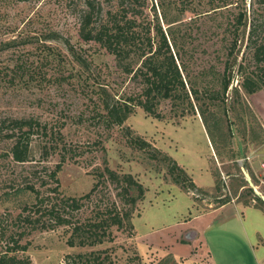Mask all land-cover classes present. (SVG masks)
I'll use <instances>...</instances> for the list:
<instances>
[{"label":"rangeland","instance_id":"1","mask_svg":"<svg viewBox=\"0 0 264 264\" xmlns=\"http://www.w3.org/2000/svg\"><path fill=\"white\" fill-rule=\"evenodd\" d=\"M231 1L226 8L206 13L200 6L184 8L182 0H147L141 19L151 22L155 8L169 39L174 37L183 53L196 50L194 62L186 60L191 69L196 72L205 68L206 74L212 71L204 80L214 82L218 89L235 38L238 0ZM100 2L104 10L113 6V0ZM202 2L205 7V0ZM160 3L163 8H159ZM256 3L244 0L241 7L246 18L229 58L232 80L221 97L224 103L206 110L207 99L202 97L199 103L193 101V113L179 117L163 102L159 108L161 119L137 107L123 125L108 127L100 89L107 88L108 94L118 100L140 88L117 70L113 58L103 49L79 38L81 1L0 0V120L33 118L48 129V136L38 133L29 137V159L24 163L10 156V141L0 140V232L5 231L6 236L24 235L20 244L27 245V250L19 252L18 257L27 256L32 264H65L67 256L74 259L90 253L108 257L106 264H185L188 260L191 264H213L214 258L218 264H231L229 244L217 240L227 236L222 231L205 234L213 255H207L206 245L195 240L191 256L174 261L175 244L186 243L183 235L187 229L178 233L173 227L228 198L237 197L242 204L251 202L264 213L260 198H264V161L257 156L258 150H264V88L246 94L240 84L241 77L248 75L247 66L243 65L241 74L238 72L246 55L252 20L264 22V10H258ZM201 80H197L198 85H202ZM206 128L213 137V146ZM51 133L61 138L48 148ZM130 135L142 139L147 144L145 150L132 147ZM153 150L184 170L187 178L182 185L175 184L168 175L167 162L153 158ZM57 164L61 165L56 175L59 186L50 177ZM105 168L119 176L131 175L144 188L142 200L130 206L121 184L104 174ZM245 173L261 202L252 201V195L239 197L245 194L240 188ZM95 184L93 194L84 198ZM39 199L44 202L36 208ZM67 199H78L80 207L66 208ZM49 205H57L64 219L73 225L91 220L97 212L122 216L129 211L131 226H111L109 239L104 238L101 244L70 247L67 242L71 226L50 229L47 216L42 217ZM25 206L27 210H23ZM19 216H30V223L19 221ZM4 244L5 240L0 247ZM254 250L264 264V247ZM249 256L244 259L246 264L254 263L253 256Z\"/></svg>","mask_w":264,"mask_h":264},{"label":"trees","instance_id":"2","mask_svg":"<svg viewBox=\"0 0 264 264\" xmlns=\"http://www.w3.org/2000/svg\"><path fill=\"white\" fill-rule=\"evenodd\" d=\"M82 8L78 13V36L85 43H93L99 49H103L105 53L113 58L117 70L124 76L129 77L130 81L139 86L140 91L132 95H126L123 99L114 100L108 93L107 88H101L99 96L103 102L105 115L103 116L108 127L121 126L131 116L137 107L141 108L148 116L155 119H161L159 108L163 102L169 104V112L175 113L176 116H185L187 112H194L193 101L199 103L204 97L207 103L204 106L206 110L218 106L219 102L224 103L221 97L228 91L231 85L232 67L229 58L232 56L234 46L237 42L239 27L245 22L246 11L243 7L244 0H238V11L235 16V26H233L234 42L230 45L227 60L224 63V69L219 79V88L215 89V83L205 81L204 78L209 73H205L206 69L201 68L196 72L191 69L192 60L195 59L196 50L190 49L187 53H183V47L177 45L174 37L169 39L162 29L155 8H153L154 19L144 21L142 16L147 9V0H113V6L104 10L101 0H80ZM111 2L112 0H105ZM187 6L202 7L206 13L216 12L219 9L226 8L232 4L231 0H205V7L202 0H182ZM160 2V1H159ZM258 10H264V0H257ZM163 6L160 3V7ZM182 12V11H181ZM164 14V13H163ZM171 34V33H170ZM172 36V34H171ZM246 55L239 64L238 72L241 74L244 66L248 75L241 77L240 87L246 94H254L258 90L264 88V22L255 19L252 20L248 32L246 43ZM75 56L73 50H70ZM183 58V56H185ZM190 60L191 64L186 62ZM18 68V67H17ZM19 69V68H18ZM206 74V75H205ZM202 79V80H201ZM197 80H201L202 85L197 84ZM233 91L237 93V88ZM201 105H199L200 107ZM202 113V112H200ZM207 127V126H206ZM48 129L45 125L39 123L33 118H9L0 120V140L10 141V156L17 163L27 162L29 159V137L33 134L47 135ZM130 134L129 131H127ZM207 136L213 146V137L206 128ZM61 135L52 136L50 134L48 148H52L57 138ZM61 140V139H60ZM129 144L132 147L145 150L147 144L137 136L130 135ZM47 148V146H45ZM216 153L217 150H216ZM153 158H160L166 163V171L175 184L182 185L187 178L184 170L179 167L175 161L165 155H160L157 150L152 151ZM61 169V165L57 164L51 172L50 177L54 179L59 186L57 173ZM104 174L121 184L122 192L127 196L130 206H134L136 202L142 200L144 195L143 186L135 181L129 174L117 175L108 168L104 169ZM240 188L245 193L239 197L252 195V201H260L259 197L253 194L252 188L248 187L244 178L241 179ZM97 184L83 197L89 198ZM30 191H33L30 188ZM34 192V191H33ZM134 192V193H133ZM37 199V196H36ZM229 198L221 201L222 204L228 202ZM44 200L39 199L35 207L43 205ZM66 208L77 210L80 205L78 199H67ZM248 206L251 202L243 203ZM256 207V206H255ZM27 206L23 210H27ZM49 221L50 229L58 226H71V235L68 239V246H94L101 244L104 238L109 239V229L116 226L117 229L130 225V214L126 212L120 216L119 214L103 215V213H95L91 220L80 225H73L67 219H64L61 211L57 209V205H49L45 210ZM112 216V217H111ZM1 219V217H0ZM19 221L30 223L31 217H18ZM126 221V224H125ZM45 229L48 227L45 226ZM24 235L11 234L6 236V232H0V244L5 240L3 247H0V264H32L27 256L18 257L19 252L24 253L27 245H21L20 241ZM76 240V241H75ZM66 257V263L70 264H106L108 257L101 258L100 254L90 253L87 257L77 255ZM110 262V261H109ZM110 264V263H108Z\"/></svg>","mask_w":264,"mask_h":264},{"label":"crops","instance_id":"3","mask_svg":"<svg viewBox=\"0 0 264 264\" xmlns=\"http://www.w3.org/2000/svg\"><path fill=\"white\" fill-rule=\"evenodd\" d=\"M257 153L258 159L260 160V162H263V148L262 150H258ZM208 207L209 210H206L205 212H197L191 215L189 220L183 221L173 227L177 228L178 233L181 229L182 231L187 229L185 231V235H183V238L187 239V241H185L187 244H175L176 247L172 253L174 261L178 262L179 259L177 258H179L180 256L183 258H189L191 256L190 254L193 250V247L195 246V240L199 242L201 240L203 247L204 244L206 245V247L209 249L205 250L206 253L207 251L209 252L207 253V255L212 254L207 243L208 238L207 236H205V234L208 232H212V235H214V233L222 231L228 233L227 236L223 237L224 235H222V237L217 240L220 243L224 242L225 244H229L228 247L231 249V257L233 258V264H246L245 260L247 257H250L249 254L252 255L254 258V263L251 261L252 264H261L258 260V256L254 254V247L256 250H258L259 247H264V230L261 231V228L264 229V213L254 205L246 206L242 204L241 201L237 200V197L236 199L231 198L230 201L224 204H220L217 207L211 208L210 205H208ZM250 214H255L257 217H252ZM246 219L248 222L247 224ZM259 220H261L262 222L260 223L261 227L259 224H257ZM186 235H188L189 237L186 238ZM252 236H254L253 238L257 239V241L255 242L256 246L253 245ZM237 241L240 244H237ZM222 254H224V251ZM183 263L184 261L178 264ZM212 263L218 264L215 258L212 260ZM185 264L191 263L188 260L185 261Z\"/></svg>","mask_w":264,"mask_h":264},{"label":"water","instance_id":"4","mask_svg":"<svg viewBox=\"0 0 264 264\" xmlns=\"http://www.w3.org/2000/svg\"><path fill=\"white\" fill-rule=\"evenodd\" d=\"M244 176H245V181L247 182V184H248V186L249 187H254L253 186V183H252V181H251V179H250V177H249V175L248 174H244ZM255 192V194L258 196L259 194L257 193V191H254ZM261 198V200L264 202V198L263 197H260ZM189 236L188 235H186V238H188Z\"/></svg>","mask_w":264,"mask_h":264},{"label":"built area","instance_id":"5","mask_svg":"<svg viewBox=\"0 0 264 264\" xmlns=\"http://www.w3.org/2000/svg\"><path fill=\"white\" fill-rule=\"evenodd\" d=\"M261 169L264 170V165H261Z\"/></svg>","mask_w":264,"mask_h":264}]
</instances>
